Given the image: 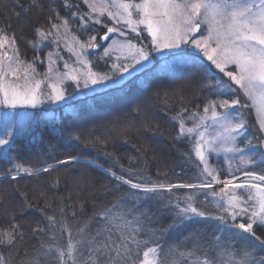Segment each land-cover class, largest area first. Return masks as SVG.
I'll return each mask as SVG.
<instances>
[{
  "label": "snow or ice",
  "instance_id": "1",
  "mask_svg": "<svg viewBox=\"0 0 264 264\" xmlns=\"http://www.w3.org/2000/svg\"><path fill=\"white\" fill-rule=\"evenodd\" d=\"M82 5L80 0H63L65 15L53 9L54 15L47 17L48 27L33 29L34 37L26 39L35 52L31 60L22 58L16 34H9L11 26L0 27V159L11 165L0 173V181L56 172L50 186L58 189L61 166L68 171L69 164L82 162L71 155L53 157L51 163L41 160L36 166L14 162L20 109L70 104L77 97L119 88L124 73L132 75L144 68L151 63L152 54L159 52L163 69L174 79L190 76L193 68L209 77L201 85V91L206 90L202 110L200 104L194 111L181 106L170 118L177 127L175 139L187 141L203 165H197L200 183L152 182L149 186L117 175L111 168L106 171L131 189L142 190L143 199H152L149 194H155L157 188L196 190L219 185V190L211 192L218 214L194 206V191L178 197L185 206L176 204L179 211L172 224L155 229L147 226L151 222L148 207L141 206L142 198L133 193L117 197L111 204L95 205L82 221L73 210L74 221L70 222L65 214L70 205L63 194L53 193L60 205L59 215L49 214L52 205L47 202L35 206L44 222L31 226L30 235L16 214L8 213L7 226L0 227V264H264V235L257 234V229L264 230V0H82ZM70 23H78L75 32ZM101 29H106L103 35ZM145 32L148 43L140 39ZM109 40L99 59H112L118 53L116 62L110 71H97L89 50ZM62 42L70 53L68 60L58 51ZM46 47L51 50L41 59ZM45 61L47 69L41 73L38 62ZM212 66L222 75L212 72ZM180 97L183 100L182 91ZM157 98L168 102L167 94L163 98L157 94ZM252 112L254 124L246 118ZM69 140L79 141L81 135L72 132ZM98 142L99 138L85 141ZM213 155L218 159L222 155L227 164L224 178L210 163ZM88 163L103 167L95 161ZM126 171L129 176L134 174L130 168ZM73 183L87 187L89 179L81 173ZM19 194L24 208L32 209L27 194ZM40 196L46 193L42 191ZM78 208L83 212L82 202ZM197 217L219 224L207 238L193 228L187 235L160 242L164 234Z\"/></svg>",
  "mask_w": 264,
  "mask_h": 264
},
{
  "label": "trees",
  "instance_id": "2",
  "mask_svg": "<svg viewBox=\"0 0 264 264\" xmlns=\"http://www.w3.org/2000/svg\"><path fill=\"white\" fill-rule=\"evenodd\" d=\"M80 2L82 5V0ZM82 7L87 10L86 6ZM24 9H27L26 13ZM53 9L61 15L66 14L63 0H35V3L33 0H0V27L11 26L9 34H16L21 56L31 59L35 55L26 39L34 37L35 27H48L47 17L54 15ZM70 28L76 30L78 23H70ZM102 30L104 29L100 33ZM22 36L25 39H21ZM47 49L50 50V47ZM159 64L160 61L153 62L151 67L142 71L141 77L135 75L119 88L110 89L108 93L75 99L69 107L56 105L27 108V115L22 114L16 118V131L20 134L13 152L14 162L36 166L41 160L51 163L53 157L65 159L71 155L95 161L103 169L84 160L69 164L68 171H64V166H61L59 175L62 183L58 189L50 186V179L57 175L56 172L33 178L25 176L17 181H0V227L7 226V215L13 212L26 234L30 235L31 226H35L38 221L44 222L40 213L35 211V206H43L47 202L52 205L47 209L49 214L59 215L57 209L60 205L53 193L63 194L66 203L70 205L65 209L70 222L74 221L71 215L73 210L77 211V216L82 221L91 215L95 205L101 202L111 204L115 202V198L133 193L142 198L141 206L148 207L151 222L147 226L155 229L167 228L172 224L175 213L179 211L176 204L185 206L184 201L178 197L194 191L197 193L194 206L213 216L218 214L211 192L213 189L219 190V185L196 190L172 188L169 191L167 187L157 188L155 194H149L152 199H143L145 193L142 190L131 189L129 185L113 179L106 171L111 168L117 175H123L137 183L147 182L149 186L152 182H163L165 185L200 183L197 165L200 168L202 165L187 141L175 139L177 127L170 118L181 106L194 111L196 104H200L202 110L206 90L202 92L201 85L209 77L202 70L193 68L190 76L174 79ZM211 71L216 73L212 69ZM181 91L183 100L180 97ZM157 94L161 98L167 94L168 102L158 99ZM72 132H78L81 140H69ZM96 138H99L96 144L85 143ZM105 152L113 155L106 156ZM10 166L9 162L0 159V173ZM129 168L134 171L132 176L126 171ZM81 173H85L89 179L87 187H79L73 183V179ZM105 189L110 191L106 195L99 194ZM42 191L46 193L45 197L40 196ZM20 192L27 194L34 205L32 209L24 208ZM205 194H208L207 200ZM81 202L83 212L78 208ZM218 224L217 220L197 217L195 221H185L171 234H164L160 242L163 244L170 242L173 237L187 235L193 228L207 238ZM257 234L264 235V230L257 229ZM66 238L65 235V240Z\"/></svg>",
  "mask_w": 264,
  "mask_h": 264
},
{
  "label": "rangeland",
  "instance_id": "3",
  "mask_svg": "<svg viewBox=\"0 0 264 264\" xmlns=\"http://www.w3.org/2000/svg\"><path fill=\"white\" fill-rule=\"evenodd\" d=\"M75 31H76V30H73V32H75ZM103 32H104V30H102V32L100 33V35H101ZM77 35H78V34H77ZM132 36L134 37L135 34H132ZM81 38H82V39H87V36L84 35V36L81 37ZM120 39H123V38L121 37ZM140 39H141L144 43H148V42L150 41V37H147V33H146V32L143 34L142 37H140ZM109 43H111V40H109V41H107V42L101 41V42H100V44H101L100 47H98V48H96V49H90V50H89L90 53L92 54V56L95 58V59H94V64H95V70H97V71H101V72H104V71H110V70H111V64L114 63V62H116V61H115V55L118 54V53H114L112 59H109V58H107V57H105L104 59H99V57L103 54V50H104V48L108 47V44H109ZM50 50H51V48H50ZM50 50L47 49V47L44 48L43 51L40 53L41 59H44L46 53L49 52ZM58 51H60V54H61L66 60H68V59L70 58V53L64 48L63 42L61 43V46H60V48L58 49ZM189 51H190V50H189ZM42 53H43V54H42ZM41 54H42V55H41ZM160 57H161V53H159V52L153 53V54H152V60H151V63H150V64H145V67H144V68H142V69H140V70H138V71H135V72H132V69H129V72H132V75H129L128 73H124L123 75H124L125 79H124L123 82H125L126 80L132 78V77L135 76V75L141 77L140 75L142 74V71H145L146 69H148L149 67H151V65L153 64V62H156V61H160L159 66L163 69V66H162V63H161V59H160ZM22 58H25V57L22 56ZM25 59H26V58H25ZM31 59H32V58H31ZM31 59L29 58V59H27V60H31ZM71 59L74 60L75 58H74V57H71ZM201 59H203V58L201 57ZM204 62H205L206 64L209 63V62L206 61V60H204ZM159 66H158L157 68H160ZM59 67L61 68V70L63 69V62H61V63L59 64ZM137 68H140V66H137ZM46 69H47V63H46V61H45L44 64H40V63L38 62V70H39L41 73L45 72ZM211 69H212L213 71H216V74H217V75H222L221 73L218 72V70H216V69L214 68V66H212ZM225 79H227V78H225ZM69 83H70V82H69ZM84 91H87V90H84ZM108 92H110V89L107 90V91H104V93H108ZM104 93H103V94H104ZM90 95H92V94H91V93L88 94L87 97H89ZM81 97H84V96H81ZM81 97H77L76 99L81 98ZM73 101H74V100H73ZM72 103H73V102H72ZM56 105H64V106H66V107H69V105H71V103H70V104H56ZM56 105H53V104H47V103H46V104H43V105H41V106H39V107H53V106H56ZM39 107H38V108H39ZM28 109H31V108H28ZM19 111H20L22 114H24L25 112H27V109H20ZM246 118L249 119V121H251V123H253V124L255 123L256 116H255V113H254V112H252L251 114H247V113H246ZM194 154H195V153H194ZM79 158H80V160L90 161V160H88V159H86V158H83V157H79ZM65 159H66V158H65ZM210 163H211L214 167H216V168H218V169L221 170V172H222V176H223V177H224V176H227V164H226V162L224 161L222 155L219 157V159H218L216 156L213 155V156L210 158ZM96 165H97V164H96ZM202 167H203V165H202ZM100 168H101V167H100ZM101 169H103V168H101ZM237 175H239V174L237 173ZM197 184H198V183H197ZM230 222L232 223L231 219L229 218L228 223H230ZM238 222H239V221H238Z\"/></svg>",
  "mask_w": 264,
  "mask_h": 264
},
{
  "label": "water",
  "instance_id": "4",
  "mask_svg": "<svg viewBox=\"0 0 264 264\" xmlns=\"http://www.w3.org/2000/svg\"><path fill=\"white\" fill-rule=\"evenodd\" d=\"M104 31H106V29H104ZM104 33V32H103ZM103 33L101 35H103ZM111 35V34H110Z\"/></svg>",
  "mask_w": 264,
  "mask_h": 264
}]
</instances>
